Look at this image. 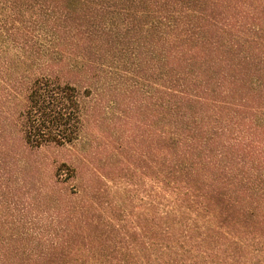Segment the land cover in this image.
I'll list each match as a JSON object with an SVG mask.
<instances>
[{"label":"trees","instance_id":"trees-1","mask_svg":"<svg viewBox=\"0 0 264 264\" xmlns=\"http://www.w3.org/2000/svg\"><path fill=\"white\" fill-rule=\"evenodd\" d=\"M112 105L144 207L40 158ZM0 264H264V0H0Z\"/></svg>","mask_w":264,"mask_h":264},{"label":"rangeland","instance_id":"rangeland-1","mask_svg":"<svg viewBox=\"0 0 264 264\" xmlns=\"http://www.w3.org/2000/svg\"><path fill=\"white\" fill-rule=\"evenodd\" d=\"M112 106L105 108V114H102L101 109V111L97 110L98 112L93 116L102 125L101 130H99L100 137L102 136L101 139L95 138L98 135V131L90 123L91 127L88 126L86 130L88 134L85 135L84 133V139L82 138L80 142L74 144V148L70 146L67 147V150H43L40 158L50 165L56 160L68 159L75 161L77 157L80 158L82 155L89 154L87 161L81 164L80 167H83L84 172L88 168L94 169V167L99 169V171L106 172L108 179L105 182V187L102 186V188L107 190L109 199L131 197V199L134 198V204L141 202L138 200L141 199L143 201L141 202L143 204L142 207H144V201L147 199L153 182L148 178L150 174L143 166L139 169V155L136 152V145L130 143L129 136H127V131L136 124L137 116L132 113L133 116L131 118L124 119L123 114H121L123 113L122 106L120 108L118 105ZM132 131H135V129ZM118 133L124 137V141L121 140V136ZM94 139L98 141L94 143ZM89 141H92L93 149L89 148ZM96 148L97 151L95 150ZM89 149L93 150L92 154L91 151L90 153L88 152ZM107 160L112 163L110 168L114 171L108 170L104 165Z\"/></svg>","mask_w":264,"mask_h":264}]
</instances>
